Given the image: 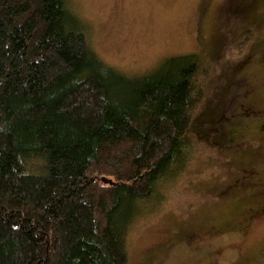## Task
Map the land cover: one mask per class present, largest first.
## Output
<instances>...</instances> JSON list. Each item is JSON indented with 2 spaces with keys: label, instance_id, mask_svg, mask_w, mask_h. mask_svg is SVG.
I'll return each mask as SVG.
<instances>
[{
  "label": "trees",
  "instance_id": "1",
  "mask_svg": "<svg viewBox=\"0 0 264 264\" xmlns=\"http://www.w3.org/2000/svg\"><path fill=\"white\" fill-rule=\"evenodd\" d=\"M200 68L186 54L129 77L70 0H0V264H128L132 223L206 124ZM223 118L237 141L246 128Z\"/></svg>",
  "mask_w": 264,
  "mask_h": 264
},
{
  "label": "rangeland",
  "instance_id": "2",
  "mask_svg": "<svg viewBox=\"0 0 264 264\" xmlns=\"http://www.w3.org/2000/svg\"><path fill=\"white\" fill-rule=\"evenodd\" d=\"M70 1L94 51L129 77L169 57L201 58L194 119L206 124L162 201L132 223L128 264H264V186L234 187L251 171L264 182V123L247 107L264 110V0ZM223 115L246 128L237 141H226Z\"/></svg>",
  "mask_w": 264,
  "mask_h": 264
},
{
  "label": "flooded vegetation",
  "instance_id": "3",
  "mask_svg": "<svg viewBox=\"0 0 264 264\" xmlns=\"http://www.w3.org/2000/svg\"><path fill=\"white\" fill-rule=\"evenodd\" d=\"M247 107H249L251 109L250 112H253L254 113V117L259 120L260 123H264V120H261V119H264V110L261 109V108H257L255 105H247ZM257 113V114H256ZM244 182L243 184L241 185H235L234 187H239L242 191V194L245 193L249 188H254V186H264V182L262 181V179H259V173L257 171L255 172H250L249 173V176H245L243 178ZM260 209H257L256 212H258ZM250 220L251 219H248L246 220V223L247 225L250 224Z\"/></svg>",
  "mask_w": 264,
  "mask_h": 264
}]
</instances>
